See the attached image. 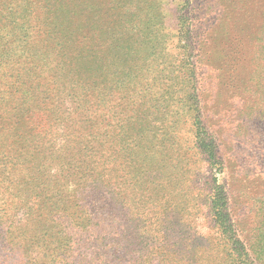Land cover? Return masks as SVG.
I'll use <instances>...</instances> for the list:
<instances>
[{"label": "trees", "instance_id": "trees-1", "mask_svg": "<svg viewBox=\"0 0 264 264\" xmlns=\"http://www.w3.org/2000/svg\"><path fill=\"white\" fill-rule=\"evenodd\" d=\"M138 6L137 0H0V68H11L10 82H0V205L19 217L13 222L18 234L3 247L15 246L22 264H35L36 249L43 257L49 253L51 264L124 261V227L117 237L111 232L112 199L122 206L130 186L139 192L135 197L144 198L134 208H144L159 173L160 152L168 148L162 130L147 129L155 121L145 117L144 93L122 57L112 68L111 53L135 28ZM37 9L44 18L34 24ZM192 111L198 112L197 105ZM193 126L196 143L215 162L199 115ZM210 213L227 263L258 264L236 234L217 180ZM56 215L71 217L68 224L80 236L90 231L87 244L76 250L68 240L40 245ZM173 219L158 231L159 255L180 259L158 264H187L181 254L184 236ZM72 253L83 260L73 263Z\"/></svg>", "mask_w": 264, "mask_h": 264}, {"label": "rangeland", "instance_id": "rangeland-1", "mask_svg": "<svg viewBox=\"0 0 264 264\" xmlns=\"http://www.w3.org/2000/svg\"><path fill=\"white\" fill-rule=\"evenodd\" d=\"M137 2L135 28L112 51V68L122 57L136 89L144 93L145 117L155 121L147 129L162 130L168 148L160 152L159 173L144 208H134L144 198L135 197L139 192L130 186L122 206L116 196L112 199L111 232L117 237L124 227L121 264L180 259L159 255L163 237L158 231L171 218L184 236V262L228 264L210 213L214 180L225 190L237 236L256 263L264 264V0ZM42 18L37 9L31 23ZM10 72V65H3L0 82L8 84ZM196 115L214 146L215 162L195 141ZM17 218L0 205V260L6 264L24 262L15 246L3 247L18 234L13 227ZM53 220L49 237L40 245L59 246L68 240L76 250L87 244L90 231L80 236L68 224L71 217L56 215ZM151 235L157 239L140 250ZM33 256L35 264H51L49 253L43 257L36 249ZM72 259L83 260L78 253H72Z\"/></svg>", "mask_w": 264, "mask_h": 264}]
</instances>
